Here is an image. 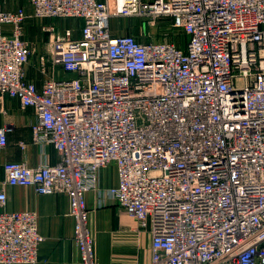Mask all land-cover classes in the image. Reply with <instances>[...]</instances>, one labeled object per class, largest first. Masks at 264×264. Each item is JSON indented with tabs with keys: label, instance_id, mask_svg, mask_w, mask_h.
<instances>
[{
	"label": "built area",
	"instance_id": "1",
	"mask_svg": "<svg viewBox=\"0 0 264 264\" xmlns=\"http://www.w3.org/2000/svg\"><path fill=\"white\" fill-rule=\"evenodd\" d=\"M12 1L0 0V111L6 97L32 107L33 141L59 161L5 163L0 264L36 263L44 240L36 212L7 208L15 185L69 196L93 264L86 194L109 164L107 193L151 231L149 264H264V0ZM115 16L180 32L117 34ZM29 18L48 34L44 52L25 38ZM33 53L41 86L27 75Z\"/></svg>",
	"mask_w": 264,
	"mask_h": 264
},
{
	"label": "crops",
	"instance_id": "2",
	"mask_svg": "<svg viewBox=\"0 0 264 264\" xmlns=\"http://www.w3.org/2000/svg\"><path fill=\"white\" fill-rule=\"evenodd\" d=\"M24 4L26 0H14L8 6ZM114 18L111 19L112 30L117 34L123 33ZM25 38L36 46L38 53L46 50L48 34L42 31L33 18L26 21ZM36 63L37 53H33L27 66V75L41 86L44 76L37 70ZM57 75L71 74L57 71ZM35 118L32 107H22L16 98L6 97L4 100L0 126H7V144L0 148V181L5 178L4 165L7 161H24L29 165L59 161V152L52 144L33 141L31 123ZM21 141L26 143L25 147L21 146ZM117 180L116 167L109 164L100 171L99 189L86 194L90 210L89 226L94 236L96 261L93 264H149L152 254L150 229L140 227L139 221L107 193V188L115 185ZM7 194L8 209L36 212L39 231L44 236L39 245L38 261L23 264H84L74 241V219L69 213L67 194H40L29 186L20 185L8 186Z\"/></svg>",
	"mask_w": 264,
	"mask_h": 264
},
{
	"label": "rangeland",
	"instance_id": "3",
	"mask_svg": "<svg viewBox=\"0 0 264 264\" xmlns=\"http://www.w3.org/2000/svg\"><path fill=\"white\" fill-rule=\"evenodd\" d=\"M53 21L69 24L71 19H53ZM114 21L116 24L119 23L118 28L123 29L121 32L131 31L136 34H140L147 39H167L172 36L173 32H177V34L180 32L178 30H173L168 19L166 18L160 19L159 21L153 23L135 16H115Z\"/></svg>",
	"mask_w": 264,
	"mask_h": 264
}]
</instances>
